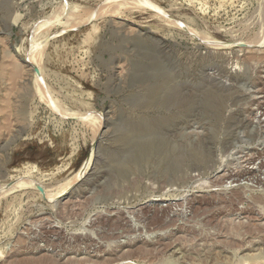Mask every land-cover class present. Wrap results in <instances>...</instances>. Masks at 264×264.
Segmentation results:
<instances>
[{
    "label": "rangeland",
    "instance_id": "374dc122",
    "mask_svg": "<svg viewBox=\"0 0 264 264\" xmlns=\"http://www.w3.org/2000/svg\"><path fill=\"white\" fill-rule=\"evenodd\" d=\"M0 264H264V0H0Z\"/></svg>",
    "mask_w": 264,
    "mask_h": 264
},
{
    "label": "bare ground",
    "instance_id": "6f19581e",
    "mask_svg": "<svg viewBox=\"0 0 264 264\" xmlns=\"http://www.w3.org/2000/svg\"><path fill=\"white\" fill-rule=\"evenodd\" d=\"M41 70V69H40ZM90 155H89V157L87 156V159L85 160V162L83 163V165L80 167V169H79V171H78V173L77 174H80V173H82V172H84V171H86V169L88 168V166H89V163H90V161H91V156H92V154H91V152L89 153ZM76 176H78V175H76ZM80 176V175H79ZM14 187V186H13ZM14 189V188H13ZM12 190V189H11ZM16 190V189H15Z\"/></svg>",
    "mask_w": 264,
    "mask_h": 264
}]
</instances>
